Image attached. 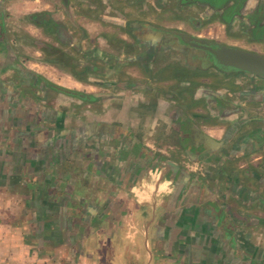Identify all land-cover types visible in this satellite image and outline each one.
<instances>
[{"label": "crops", "instance_id": "obj_1", "mask_svg": "<svg viewBox=\"0 0 264 264\" xmlns=\"http://www.w3.org/2000/svg\"><path fill=\"white\" fill-rule=\"evenodd\" d=\"M211 2L0 0V264H264V77L171 33L264 55V0Z\"/></svg>", "mask_w": 264, "mask_h": 264}, {"label": "water", "instance_id": "obj_2", "mask_svg": "<svg viewBox=\"0 0 264 264\" xmlns=\"http://www.w3.org/2000/svg\"><path fill=\"white\" fill-rule=\"evenodd\" d=\"M67 2L68 0H63L64 4ZM171 33L178 36L184 46L195 52L198 66L201 68L213 66L224 72H241L264 77V55L262 54L234 46L213 44L207 39L196 38L179 30H173ZM54 87L64 93L73 94L65 88Z\"/></svg>", "mask_w": 264, "mask_h": 264}, {"label": "flooded vegetation", "instance_id": "obj_3", "mask_svg": "<svg viewBox=\"0 0 264 264\" xmlns=\"http://www.w3.org/2000/svg\"><path fill=\"white\" fill-rule=\"evenodd\" d=\"M185 1H200V0H185ZM201 1H203V0H201ZM62 2H63V0H62ZM215 2H216V0H214V2H211V3H214L215 4ZM232 2V1H231ZM234 2V1H233ZM172 39H173V41H175L176 43V45H178L179 47L181 46V47H183V52L186 54V56H188L189 55V57H188V59H189V62H190V64L191 65H193V66H196V67H199L198 66V63H197V61H198V59H197V57H195L196 56V54H195V52H193L189 47H187V46H184V44H183V42L181 41V39L178 37V36H176V35H173L172 34ZM207 40H209V39H207ZM211 43H218V42H216V41H214V40H209ZM219 44H221V43H219ZM174 45V42H173V44L171 45V47ZM193 52V53H192ZM208 67H213V66H208ZM202 69H204V68H202Z\"/></svg>", "mask_w": 264, "mask_h": 264}, {"label": "rangeland", "instance_id": "obj_4", "mask_svg": "<svg viewBox=\"0 0 264 264\" xmlns=\"http://www.w3.org/2000/svg\"><path fill=\"white\" fill-rule=\"evenodd\" d=\"M124 3H125V5H129V0H124ZM130 6V5H129ZM146 13V12H145ZM176 17L178 18V19H180L181 18V16L177 13L176 14ZM183 18H188V15L186 16H183ZM189 20V19H188ZM188 23V22H187ZM190 24H191V22H190ZM186 25V24H185ZM188 25V24H187ZM179 31H181V30H179Z\"/></svg>", "mask_w": 264, "mask_h": 264}]
</instances>
